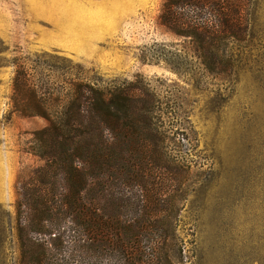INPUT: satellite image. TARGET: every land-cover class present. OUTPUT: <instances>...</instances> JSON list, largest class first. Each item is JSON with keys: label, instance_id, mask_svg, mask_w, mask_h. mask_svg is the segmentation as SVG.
<instances>
[{"label": "rangeland", "instance_id": "374dc122", "mask_svg": "<svg viewBox=\"0 0 264 264\" xmlns=\"http://www.w3.org/2000/svg\"><path fill=\"white\" fill-rule=\"evenodd\" d=\"M249 2L248 36L225 51L234 71L195 83L155 59L179 43L157 25L160 0H0V229L12 223L17 180L38 165L32 133L44 126L12 112L15 62L50 90L79 72L103 87L140 76L170 137L138 172L161 205L179 196L183 264H264V0ZM128 159L103 175L104 205L121 216L135 189Z\"/></svg>", "mask_w": 264, "mask_h": 264}, {"label": "trees", "instance_id": "16d2710c", "mask_svg": "<svg viewBox=\"0 0 264 264\" xmlns=\"http://www.w3.org/2000/svg\"><path fill=\"white\" fill-rule=\"evenodd\" d=\"M250 5L160 0L157 25L179 43L156 61L195 83L228 78L236 60L225 51L247 38ZM14 67L12 112L44 126L32 133L38 165L17 180L12 223L0 229V264H183L171 213L179 196L172 190L161 205L138 172L142 160L160 161L166 136L141 77L103 87L79 72L50 90L35 84L24 64ZM122 153L130 166L125 181L135 188L125 216L108 212L103 185L105 168L116 170Z\"/></svg>", "mask_w": 264, "mask_h": 264}]
</instances>
